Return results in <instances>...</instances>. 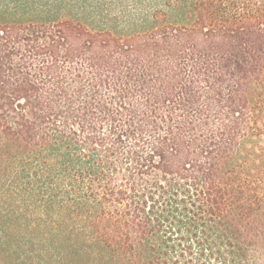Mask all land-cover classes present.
Here are the masks:
<instances>
[{
    "label": "trees",
    "instance_id": "1",
    "mask_svg": "<svg viewBox=\"0 0 264 264\" xmlns=\"http://www.w3.org/2000/svg\"><path fill=\"white\" fill-rule=\"evenodd\" d=\"M0 264H264V0H0Z\"/></svg>",
    "mask_w": 264,
    "mask_h": 264
}]
</instances>
